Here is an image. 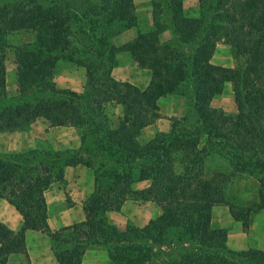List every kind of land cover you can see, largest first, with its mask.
Here are the masks:
<instances>
[{
  "label": "trees",
  "instance_id": "1",
  "mask_svg": "<svg viewBox=\"0 0 264 264\" xmlns=\"http://www.w3.org/2000/svg\"><path fill=\"white\" fill-rule=\"evenodd\" d=\"M23 1L31 11L0 0V131L25 130L44 118L49 126L77 128L83 141L61 152L0 153V196L20 210L25 226L50 234L60 264H81L89 246L106 247L111 264H264V250L235 251L226 231L212 226L213 207L231 204L227 188L235 174L208 164L219 155L264 181V0H198L195 13L184 0H151L152 23L124 46L113 39L140 27L134 0ZM169 30L177 37L160 42ZM20 32L35 39L14 45L9 39ZM219 43L231 47L236 66L212 62ZM11 48L20 95L6 102ZM122 51L152 70L146 89L112 77ZM60 61L86 68L91 92L57 87ZM226 82L236 97L233 114L212 105ZM170 95L185 100L184 115L141 143L143 129L159 117V99ZM114 102L123 106L116 128L103 118L105 104ZM100 153L105 160H97ZM79 164L95 174L87 220L49 232L44 191ZM147 180L148 188L134 187ZM128 198L154 200L162 213L142 227L110 224L105 213ZM23 248L24 235L0 225V264Z\"/></svg>",
  "mask_w": 264,
  "mask_h": 264
},
{
  "label": "rangeland",
  "instance_id": "2",
  "mask_svg": "<svg viewBox=\"0 0 264 264\" xmlns=\"http://www.w3.org/2000/svg\"><path fill=\"white\" fill-rule=\"evenodd\" d=\"M14 2L20 4L22 8L28 11H31L32 9L30 5H27L26 1L14 0ZM184 3L188 11L196 12V9L198 8V0H184ZM32 6L33 8H38L36 3H33ZM136 10L138 24L141 28L138 26L133 27L128 29L125 33L123 32L124 35L115 37L113 41L117 46H124L129 42L128 38L132 34H137L139 30H144L146 27L150 26V14L152 13L151 2L147 1L138 4ZM176 37L177 35H174L173 32L169 30L160 36V42L169 41ZM34 39L35 37L33 34L20 32L10 37L9 41L15 45L20 42L33 41ZM217 49L218 52L215 53L216 55L215 59H213V63L227 67L236 66L238 64L239 59L234 55L233 50L228 44L220 43L218 44ZM7 52L6 77L7 60L10 62L15 60L16 62L13 48ZM129 55H125L124 52H119L116 56L117 63H126L129 60ZM68 69H78L81 75L86 73L87 77L86 68L63 61H60L58 64L55 69V74L61 75V79L65 81L66 77L64 73H66ZM69 78L70 77H67L66 79ZM86 82H88V78L86 79ZM89 90L90 89L86 84L84 90L78 93L86 94L91 92ZM10 95L11 97H8L7 94L6 102L14 101V94ZM29 95H35L34 91L29 92ZM90 104H92L91 101ZM158 105L159 117L154 122L147 125L145 131H142L139 137L140 142L143 144L151 141L161 132H166L163 129H171L173 119L181 117V115H176L179 107L181 110L179 113L183 114V109L185 110V100L173 95L160 98ZM212 105L221 108L226 113L233 114L237 112L238 107L236 97L233 91V86L230 82L225 83L222 94L213 99ZM95 107L98 108V105H95ZM122 114L123 107L117 102L105 104L103 118L106 116L110 124L115 128L118 126L119 118ZM96 158L99 161L105 160L104 154L102 153ZM208 164L212 168L235 174L234 176L232 174V182L229 185V188H227V196L231 204H219L213 207L212 226L222 228L226 231L227 245L235 251H245L250 248L264 250V181H262L256 174L245 171L240 172L239 170L241 169L236 170L229 165L226 159L219 155H213L209 159ZM150 183L149 180L141 181L137 182L134 187L138 190H142L148 188ZM124 204L120 206L118 210H109L105 213L107 221L120 229H125L129 225L142 227L152 218L160 215L163 210L162 206L154 200L128 198ZM81 262V264H111L108 249L104 246H89L86 248L83 252Z\"/></svg>",
  "mask_w": 264,
  "mask_h": 264
},
{
  "label": "crops",
  "instance_id": "3",
  "mask_svg": "<svg viewBox=\"0 0 264 264\" xmlns=\"http://www.w3.org/2000/svg\"><path fill=\"white\" fill-rule=\"evenodd\" d=\"M147 1L151 2V0H134V4L137 7L138 4ZM152 21L151 13L150 23ZM124 33L120 35L122 36ZM137 35L138 32L132 34L127 43L134 41ZM122 52L125 55L131 54L128 51ZM217 52L218 49L215 53ZM17 67L15 60L12 62L7 60L6 90L8 97H11L10 94H14V97L20 95ZM111 73L115 80L129 82L142 90L150 85L153 77L152 70L140 66L132 54L129 55V60L126 63L114 65ZM64 74L66 78H70H65V81H63L61 75H54L57 87L72 89L77 92L84 90L87 84L86 73L81 75L78 69H68ZM120 106L122 105L120 104ZM179 111H181L180 107L176 115L182 117L185 110L183 109V114ZM169 129L163 130L167 132ZM143 131H145V128ZM82 144V136L77 128L72 126H49L44 118L37 119L30 128L25 130L0 131V153L24 152L38 147L39 149L45 147L61 152L79 149ZM94 190V172L89 167L83 164L67 166L62 178L53 182L43 194L48 207V231L62 232L86 221V202L92 196ZM0 225L12 233H22L24 235V248L10 251L7 264H60L52 249L50 234L39 229L27 228L20 210L8 199L1 196Z\"/></svg>",
  "mask_w": 264,
  "mask_h": 264
}]
</instances>
